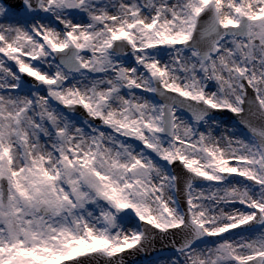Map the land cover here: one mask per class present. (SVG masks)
<instances>
[{
	"label": "snow or ice",
	"instance_id": "1",
	"mask_svg": "<svg viewBox=\"0 0 264 264\" xmlns=\"http://www.w3.org/2000/svg\"><path fill=\"white\" fill-rule=\"evenodd\" d=\"M130 261L264 264V0H0V264Z\"/></svg>",
	"mask_w": 264,
	"mask_h": 264
},
{
	"label": "water",
	"instance_id": "2",
	"mask_svg": "<svg viewBox=\"0 0 264 264\" xmlns=\"http://www.w3.org/2000/svg\"><path fill=\"white\" fill-rule=\"evenodd\" d=\"M157 247H159V245ZM152 255L154 256L155 253H153ZM133 259L137 260L138 262H142L146 259V257L143 254H140L139 256L134 257ZM130 264H131V261H130Z\"/></svg>",
	"mask_w": 264,
	"mask_h": 264
}]
</instances>
